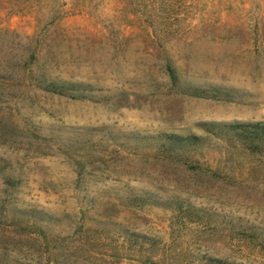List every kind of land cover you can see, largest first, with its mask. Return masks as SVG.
<instances>
[{
    "label": "rangeland",
    "instance_id": "rangeland-1",
    "mask_svg": "<svg viewBox=\"0 0 264 264\" xmlns=\"http://www.w3.org/2000/svg\"><path fill=\"white\" fill-rule=\"evenodd\" d=\"M235 121H264V0H0V264H264V171L151 139Z\"/></svg>",
    "mask_w": 264,
    "mask_h": 264
},
{
    "label": "trees",
    "instance_id": "trees-1",
    "mask_svg": "<svg viewBox=\"0 0 264 264\" xmlns=\"http://www.w3.org/2000/svg\"><path fill=\"white\" fill-rule=\"evenodd\" d=\"M67 89L56 83H51L46 88L60 95H64ZM195 92L200 97L221 98L218 94H212L211 91L196 89ZM198 126L201 134L160 133L151 137L156 143V151L161 153L163 158L179 160L188 166L200 169L199 162L205 157L207 151L217 149L221 153L223 163L222 169L216 171L218 176H221V172L233 178L244 176V170L248 167L251 172L257 169L264 171V121L203 122ZM194 163L197 165H193ZM186 211L189 216L191 215L193 222L202 220L201 215H204L203 211L193 206L187 207ZM243 238L248 240L247 237ZM257 240L254 244L260 252L264 253V238ZM176 252L175 262L191 264L189 256L192 251L181 248L178 253ZM205 261L206 263L201 264H244L214 257H207Z\"/></svg>",
    "mask_w": 264,
    "mask_h": 264
}]
</instances>
